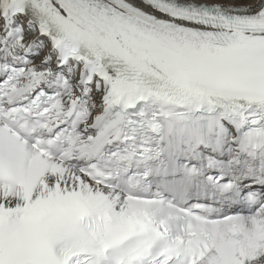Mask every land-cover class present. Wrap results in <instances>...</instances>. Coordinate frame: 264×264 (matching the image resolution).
<instances>
[{
    "label": "snow or ice",
    "instance_id": "6c2138e0",
    "mask_svg": "<svg viewBox=\"0 0 264 264\" xmlns=\"http://www.w3.org/2000/svg\"><path fill=\"white\" fill-rule=\"evenodd\" d=\"M0 264H264V0H0Z\"/></svg>",
    "mask_w": 264,
    "mask_h": 264
}]
</instances>
